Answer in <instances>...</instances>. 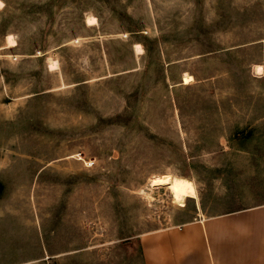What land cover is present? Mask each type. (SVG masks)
<instances>
[{
  "label": "rangeland",
  "instance_id": "1",
  "mask_svg": "<svg viewBox=\"0 0 264 264\" xmlns=\"http://www.w3.org/2000/svg\"><path fill=\"white\" fill-rule=\"evenodd\" d=\"M0 1V264H145L264 203V0Z\"/></svg>",
  "mask_w": 264,
  "mask_h": 264
},
{
  "label": "crops",
  "instance_id": "2",
  "mask_svg": "<svg viewBox=\"0 0 264 264\" xmlns=\"http://www.w3.org/2000/svg\"><path fill=\"white\" fill-rule=\"evenodd\" d=\"M141 244L145 264H264V203L149 232Z\"/></svg>",
  "mask_w": 264,
  "mask_h": 264
},
{
  "label": "bare ground",
  "instance_id": "3",
  "mask_svg": "<svg viewBox=\"0 0 264 264\" xmlns=\"http://www.w3.org/2000/svg\"><path fill=\"white\" fill-rule=\"evenodd\" d=\"M96 22H97V18L95 16H91L87 18V23L89 25L95 24ZM9 41L13 45L15 44V39L11 35L9 36ZM134 46L138 53H143L144 50H143V46L141 43H135ZM56 65L57 63H53L51 64V67L54 68ZM256 71L257 73L262 74L264 73V67L262 65H257ZM192 81H194V77L192 75L186 74L184 77V83L189 84ZM173 175L170 173L156 175L151 179V186L152 187H167L171 191L174 199L180 204V206L184 205V201L186 198H189V197L198 198V194H197L198 191L196 190V186L192 180L188 178H184V177H178L175 175L173 176Z\"/></svg>",
  "mask_w": 264,
  "mask_h": 264
}]
</instances>
